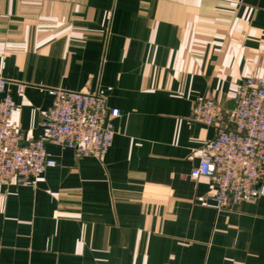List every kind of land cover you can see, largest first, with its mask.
<instances>
[{
    "label": "crops",
    "instance_id": "0c3cea01",
    "mask_svg": "<svg viewBox=\"0 0 264 264\" xmlns=\"http://www.w3.org/2000/svg\"><path fill=\"white\" fill-rule=\"evenodd\" d=\"M264 78V0H0V79L25 143L44 138L53 89L120 110L105 158L56 161L34 184H0V264H264V197L217 212L193 179L238 86ZM19 86H24L20 94Z\"/></svg>",
    "mask_w": 264,
    "mask_h": 264
},
{
    "label": "built area",
    "instance_id": "2783aa9c",
    "mask_svg": "<svg viewBox=\"0 0 264 264\" xmlns=\"http://www.w3.org/2000/svg\"><path fill=\"white\" fill-rule=\"evenodd\" d=\"M8 84L0 79V184L28 186L55 167L47 143L72 149L77 159L106 157L115 137L114 121L120 117L119 109L109 108L106 96L51 90L52 104L42 121L45 136L25 143L14 119L21 107ZM18 91L23 94L24 86ZM234 102L230 117L212 99L198 102L192 112L193 120L206 126L227 121L232 127H219L191 172L193 179L213 180L215 194L208 206L217 212L264 197V78L245 79Z\"/></svg>",
    "mask_w": 264,
    "mask_h": 264
}]
</instances>
